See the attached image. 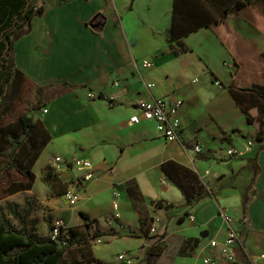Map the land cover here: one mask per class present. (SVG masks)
<instances>
[{"label":"crops","instance_id":"0c3cea01","mask_svg":"<svg viewBox=\"0 0 264 264\" xmlns=\"http://www.w3.org/2000/svg\"><path fill=\"white\" fill-rule=\"evenodd\" d=\"M258 1L242 10L246 18L230 11L215 22L210 7L182 0L184 25L204 20L206 12L213 18L210 25L169 41L174 0H40L43 13L31 18L28 32L15 40L12 52L15 68L32 89L46 87L44 106L33 117L50 140L32 166V187L14 193L24 194L20 204L34 200L31 217L39 233L49 234V223L56 219L63 220L65 230L99 229L105 233L97 237L101 242H126L116 259L127 252L136 260L165 233L166 247L151 264H203L206 257H219V247L210 241L226 236L219 214L224 210L244 236L233 247L234 255L242 247L249 264H264V149H259L264 140L239 156L218 154L229 146L244 149L246 143L231 141L235 129L255 132L230 88L264 83V6H257ZM144 59L153 66L143 67ZM160 97L182 100L179 141L160 136L152 119L132 121L140 115L138 102ZM195 143L207 152H193ZM56 156L63 160L57 172L64 191L81 176L67 162L85 158L93 164L95 176L77 186L73 205L40 179L42 168L53 165ZM167 160L197 172L210 195L187 206L161 170ZM254 160L260 170L243 217L242 200ZM114 191L119 193L118 219L112 218ZM131 192L139 195L140 208L133 206ZM156 200L175 207L155 208ZM185 211L192 218L178 222ZM142 213L153 218L154 233L143 227ZM92 252L101 264H109L94 245ZM217 264H237L236 255L233 262L220 259Z\"/></svg>","mask_w":264,"mask_h":264},{"label":"trees","instance_id":"16d2710c","mask_svg":"<svg viewBox=\"0 0 264 264\" xmlns=\"http://www.w3.org/2000/svg\"><path fill=\"white\" fill-rule=\"evenodd\" d=\"M202 7H210V10L217 15L215 22H222L226 13L234 11L246 18L242 11L258 0H195ZM262 1V0H259ZM258 1V2H259ZM182 0H174L172 23L169 29L168 40L174 41L182 36L196 30L203 25H210L212 15L206 12L204 20L191 22L184 25L186 11L182 10ZM44 11L43 3L40 0H0V172L9 171V175H17V179L9 180V184L4 188V192L12 195L22 190H28L34 182L32 166L39 156L41 150L49 142L50 136L38 119H34L32 113L43 108V97L46 87L35 89V102L27 106L16 116L15 124L9 126V122L3 124V119L9 113V92L16 93L18 97L22 95L24 83L31 88L32 85L25 78L23 73L15 68L12 52L13 43L20 36L26 34L30 27V20L34 15ZM213 20V19H212ZM9 23L13 27L9 29ZM224 24V23H223ZM94 30L97 26L90 24ZM236 35L238 38L239 36ZM240 39V38H239ZM228 47V43L223 39ZM232 86V85H231ZM234 86V84H233ZM237 103L242 107L248 124L255 128L259 142L264 140V83H252L250 85L230 88ZM249 106H256L258 112L253 116L249 112ZM264 149V143L259 146ZM21 150L25 156L20 157ZM161 170L165 177L171 180L181 191L185 198V204L192 206L202 198L210 195L207 187L200 176L191 168L174 160H167L161 164ZM260 168L256 161H253V177L247 186L242 200V215L246 217L247 202L249 200L248 191L254 184L255 177ZM41 181L55 191L56 196L63 197L64 186L59 178V172L51 164H46L40 175ZM132 203L135 208H140L137 200L139 195L131 192ZM155 208L170 209L175 207L173 203H165L162 200L153 201ZM34 200L25 199L23 204L15 200H9L4 204L0 203V264H79V261L65 263V255L74 246L77 248H87V252L82 251L81 257L87 258L88 263L101 264V261L93 256L90 240L104 235L103 231L95 229L80 232L75 228L67 229L68 236L65 245L61 246L53 240L49 234H41L36 228V220L31 217ZM190 213L185 211L177 218L182 222L185 216ZM142 215V225L146 229L151 227L153 218L145 214ZM81 216H85L81 213ZM49 223V222H48ZM49 229L51 225L49 223ZM165 233L157 235V239L147 248V259L154 260L166 247L164 241ZM244 236L240 235V241ZM237 264H249L244 257L242 247L235 252ZM234 255V256H235Z\"/></svg>","mask_w":264,"mask_h":264},{"label":"built area","instance_id":"2783aa9c","mask_svg":"<svg viewBox=\"0 0 264 264\" xmlns=\"http://www.w3.org/2000/svg\"><path fill=\"white\" fill-rule=\"evenodd\" d=\"M143 67L151 68L153 63L144 59L142 61ZM148 88L154 86V83H146ZM90 97L93 94H88ZM182 106V100L179 98H153L147 101H140L137 103V108L139 109L140 115L133 116L132 121H139L141 118L152 119L155 122V127L160 136H162L167 141H179V132L181 130V120L179 117V109ZM44 111H46L44 109ZM252 146L251 140H248L244 149H239L234 146H229L224 148L218 154H224L227 157H234L242 155L244 150ZM192 151L198 154H203L207 152L199 143H195L192 146ZM63 160L61 157H53L52 166L56 171H60V163ZM69 166L74 167L75 169L81 172V176L77 178L73 183H71L66 190L64 191L63 198L64 200L73 205L78 199L77 186L83 182H86L92 179L94 174L93 164L91 160L85 158L73 159L71 162H67ZM115 200L113 201L114 212L112 218L118 219L120 217V212L118 211V191L113 192ZM226 223V236L222 241L211 240L210 245L212 247H219V257H206L203 259V264H217L220 259H224L229 262L234 261L233 247L236 244L240 243V235L237 232L236 228L233 225V217L224 210H221L219 213ZM189 218H192V215H188ZM150 232H155V226L152 224L150 227ZM50 237L55 240L61 246L65 245V240L68 236L67 230L63 229V220L56 219L51 223V229L49 230ZM96 243L101 242L99 238H95ZM264 256V255H263ZM118 260L123 264H134L135 258L128 254L127 252H122L117 256Z\"/></svg>","mask_w":264,"mask_h":264},{"label":"rangeland","instance_id":"374dc122","mask_svg":"<svg viewBox=\"0 0 264 264\" xmlns=\"http://www.w3.org/2000/svg\"><path fill=\"white\" fill-rule=\"evenodd\" d=\"M257 6L262 7L264 6V0L259 1ZM14 25L13 23H9V29L12 28ZM35 91L26 83H24V88L22 95L18 97L16 96V93L13 94L12 92H9V113L5 116V118L2 120L3 124L9 122L10 125L15 124V120L17 119L16 116L19 112H22L27 106L34 104L35 102ZM249 112L253 114V116L258 112L256 106H249ZM35 112L32 113L35 114ZM236 132L234 135H232L231 141H239L242 144L247 143L246 141L251 140L252 145H258L259 141L257 139L256 132L254 134L248 135L245 133V131L240 129H235ZM233 132H230L232 134ZM223 138H227L225 136H222ZM231 139V138H230ZM25 152L24 150H21L20 157H24ZM13 178H18L17 175H9V171H2L0 172V203L4 204L5 202L9 200H15V201H22L24 198L23 193L14 194L12 196H9V194L5 193L3 190L7 185L9 184V180ZM154 224V223H152ZM150 223V226L152 225ZM177 239V235H174L171 237L169 241V250H171L175 245V240ZM93 240H90L91 243V249L94 245V249H96V252L100 255H102L104 258H106L107 262L109 264H119L120 262L118 258L116 259V254L118 253V250L121 249L122 245H124L126 242L124 240L120 239H113L109 241H103L101 243H94ZM85 251L87 252V248H77V246H74L70 251H68L65 255V263H73L74 261H79V264H91L88 263L87 258L81 257V252ZM171 252H174V250H171ZM120 254V253H119ZM129 254V253H128ZM132 255V254H130ZM133 256V255H132ZM135 259L138 257L133 256ZM118 261V262H117ZM120 264H123L120 262ZM134 264H151V260L147 259V255L143 259L135 260Z\"/></svg>","mask_w":264,"mask_h":264}]
</instances>
